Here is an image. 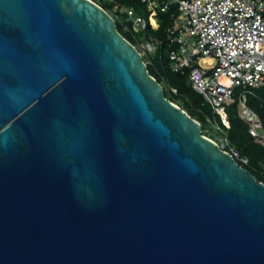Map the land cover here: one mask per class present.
<instances>
[{
	"label": "water",
	"instance_id": "water-1",
	"mask_svg": "<svg viewBox=\"0 0 264 264\" xmlns=\"http://www.w3.org/2000/svg\"><path fill=\"white\" fill-rule=\"evenodd\" d=\"M0 264H264V182L95 0H0Z\"/></svg>",
	"mask_w": 264,
	"mask_h": 264
},
{
	"label": "built area",
	"instance_id": "built-area-1",
	"mask_svg": "<svg viewBox=\"0 0 264 264\" xmlns=\"http://www.w3.org/2000/svg\"><path fill=\"white\" fill-rule=\"evenodd\" d=\"M141 1L149 11L148 20L127 5L116 6L114 10L117 14L126 12L142 30H148L149 26L158 29V13L169 12L171 21L166 28V40L170 45L172 70L188 75L193 89L211 104L227 127H230L227 103L238 102L251 133L264 144L262 121L247 101L264 84V0ZM162 42L147 33L137 46L144 55L156 53ZM237 88H240L238 93ZM211 127L222 128L216 122ZM212 139L228 150L226 136ZM228 151L237 160L249 163L236 147Z\"/></svg>",
	"mask_w": 264,
	"mask_h": 264
},
{
	"label": "trees",
	"instance_id": "trees-1",
	"mask_svg": "<svg viewBox=\"0 0 264 264\" xmlns=\"http://www.w3.org/2000/svg\"><path fill=\"white\" fill-rule=\"evenodd\" d=\"M108 11L114 10L116 6L127 5L136 9V6H143L147 15L149 11L146 5L141 0H96ZM117 27L119 31L128 38L135 45L142 43V38L134 29V22L128 17L126 12L117 14ZM158 21L160 26L154 29L151 26L148 28V33L162 39L163 42L156 53L144 54L150 73L155 76L160 82L164 84L166 96L172 101L179 103L185 110H187L193 117L198 119L202 125L204 134H207L205 129L211 127L213 123H219L221 129H217L218 135L226 136L229 144L226 149L236 147L242 156L249 159V163H244L239 160L241 164L247 167L259 181L264 182V144L256 139L250 131V124L241 115L238 102L227 103V111L230 120V127H227L220 117L214 112L212 106L210 110L204 108L205 101H199L195 98L194 89L191 85L187 74L175 72L171 67L170 45L166 40V28L170 24L171 18L169 12H159ZM255 94L248 96V104L254 109L263 124L264 130V84L256 88ZM209 103V102H208ZM216 134H211L215 138Z\"/></svg>",
	"mask_w": 264,
	"mask_h": 264
},
{
	"label": "rangeland",
	"instance_id": "rangeland-1",
	"mask_svg": "<svg viewBox=\"0 0 264 264\" xmlns=\"http://www.w3.org/2000/svg\"><path fill=\"white\" fill-rule=\"evenodd\" d=\"M99 3V2H98ZM100 4V3H99ZM136 9V11L139 13V14H141L145 19H149L148 18V15H147V13H146V10H144V8H143V6H136L135 7ZM112 15H113V17L117 20V13L115 12V10H111V11H109ZM134 29L136 30V32L139 34V36L143 39V37H144V35L145 34H147L148 33V30H142V29H140V28H138V27H136L135 25H134ZM141 49V48H140ZM239 90H240V88H237V90H236V92L238 93L239 92ZM256 90V89H255ZM236 93V94H237ZM194 94H195V98H198L199 99V101L201 102H203V101H205L204 103H205V106H204V108L206 109V110H210V107H211V104L210 103H208V101H206L205 99H204V97L202 96V94H200L199 92H197L196 90L194 91ZM179 104V103H178ZM180 105V104H179ZM205 131H206V133H208V135H211V134H216L215 135V137H216V139L217 140H220L221 139V135H218L219 133H218V131H216L215 129H213V127H207L206 129H205Z\"/></svg>",
	"mask_w": 264,
	"mask_h": 264
},
{
	"label": "clouds",
	"instance_id": "clouds-1",
	"mask_svg": "<svg viewBox=\"0 0 264 264\" xmlns=\"http://www.w3.org/2000/svg\"><path fill=\"white\" fill-rule=\"evenodd\" d=\"M96 1V0H95ZM97 2V1H96Z\"/></svg>",
	"mask_w": 264,
	"mask_h": 264
},
{
	"label": "crops",
	"instance_id": "crops-1",
	"mask_svg": "<svg viewBox=\"0 0 264 264\" xmlns=\"http://www.w3.org/2000/svg\"><path fill=\"white\" fill-rule=\"evenodd\" d=\"M262 86V85H261Z\"/></svg>",
	"mask_w": 264,
	"mask_h": 264
}]
</instances>
